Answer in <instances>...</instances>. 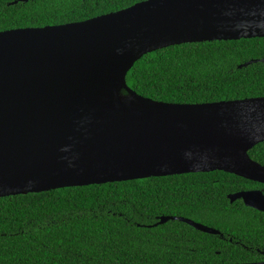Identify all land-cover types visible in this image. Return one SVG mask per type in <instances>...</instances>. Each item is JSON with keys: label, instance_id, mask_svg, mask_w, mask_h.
Listing matches in <instances>:
<instances>
[{"label": "water", "instance_id": "1", "mask_svg": "<svg viewBox=\"0 0 264 264\" xmlns=\"http://www.w3.org/2000/svg\"><path fill=\"white\" fill-rule=\"evenodd\" d=\"M255 38H264V0H144L83 22L0 32V199L215 171L264 184V166L248 154L264 143V97L170 104L126 84L158 50ZM228 198L264 213L261 191ZM168 221L219 235L185 218L154 227Z\"/></svg>", "mask_w": 264, "mask_h": 264}, {"label": "trees", "instance_id": "2", "mask_svg": "<svg viewBox=\"0 0 264 264\" xmlns=\"http://www.w3.org/2000/svg\"><path fill=\"white\" fill-rule=\"evenodd\" d=\"M142 1L0 0V32L83 22ZM262 58L264 38L172 46L143 56L126 84L170 104L262 98L264 63L240 68ZM248 154L264 166V143ZM255 189L264 186L215 171L1 198L0 264L256 263L264 253V214L228 198ZM162 217L219 235L179 221L154 227Z\"/></svg>", "mask_w": 264, "mask_h": 264}, {"label": "flooded vegetation", "instance_id": "3", "mask_svg": "<svg viewBox=\"0 0 264 264\" xmlns=\"http://www.w3.org/2000/svg\"><path fill=\"white\" fill-rule=\"evenodd\" d=\"M22 1H24V0H21V2ZM32 1H34V0H32ZM29 2V1H28ZM17 3V2H16ZM10 4H12V5H14V2L13 3H10ZM9 4V5H10ZM65 25V24H64ZM254 183H257V182H254ZM257 184H259V185H263L264 186V184H261V183H257ZM248 191H261L262 193H263V195H264V190L263 189H255V190H248ZM243 192H247V191H243ZM235 202V201H234ZM259 212V211H258ZM260 213H262V212H260ZM264 214V213H263ZM257 252H259V250H257ZM261 260H259L258 262H256V263H259V262H264V253L262 252L261 253Z\"/></svg>", "mask_w": 264, "mask_h": 264}]
</instances>
